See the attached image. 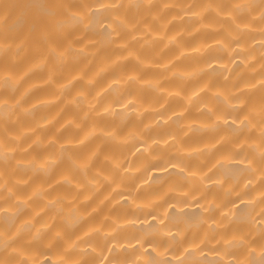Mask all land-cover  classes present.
Instances as JSON below:
<instances>
[{"label": "clouds", "instance_id": "9594fccd", "mask_svg": "<svg viewBox=\"0 0 264 264\" xmlns=\"http://www.w3.org/2000/svg\"><path fill=\"white\" fill-rule=\"evenodd\" d=\"M261 257L264 0H0V264Z\"/></svg>", "mask_w": 264, "mask_h": 264}, {"label": "bare ground", "instance_id": "6f19581e", "mask_svg": "<svg viewBox=\"0 0 264 264\" xmlns=\"http://www.w3.org/2000/svg\"><path fill=\"white\" fill-rule=\"evenodd\" d=\"M27 7V5H25ZM38 7V5H37ZM259 264H264V257H261Z\"/></svg>", "mask_w": 264, "mask_h": 264}]
</instances>
